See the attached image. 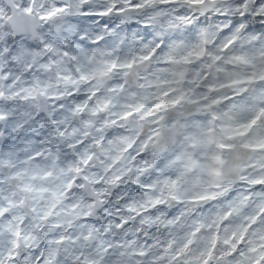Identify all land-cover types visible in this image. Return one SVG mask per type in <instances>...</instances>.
I'll return each mask as SVG.
<instances>
[{
  "label": "clouds",
  "instance_id": "9594fccd",
  "mask_svg": "<svg viewBox=\"0 0 264 264\" xmlns=\"http://www.w3.org/2000/svg\"><path fill=\"white\" fill-rule=\"evenodd\" d=\"M258 8L0 0V264H264Z\"/></svg>",
  "mask_w": 264,
  "mask_h": 264
},
{
  "label": "snow or ice",
  "instance_id": "6c2138e0",
  "mask_svg": "<svg viewBox=\"0 0 264 264\" xmlns=\"http://www.w3.org/2000/svg\"><path fill=\"white\" fill-rule=\"evenodd\" d=\"M81 2H86V0H81ZM189 3H192L194 5H199L203 2V0H188ZM216 2V0H208V4L209 6H211L212 4H214ZM242 2V0H241ZM257 4L259 5V8L257 10V13H256V19H264V0H257ZM60 11H62L63 9H59ZM87 15H101V16H106L108 15V12H99V13H87ZM243 20H249V17L248 15L246 14L244 17H243ZM242 21H237V23H241ZM179 101H172L171 103L173 105H175L176 103H178ZM159 107V106H157ZM252 124H255L256 121L253 120L251 122ZM251 125H249L250 127ZM254 183H257V184H264V180H258V181H254Z\"/></svg>",
  "mask_w": 264,
  "mask_h": 264
}]
</instances>
